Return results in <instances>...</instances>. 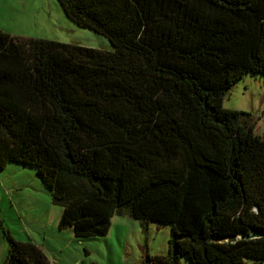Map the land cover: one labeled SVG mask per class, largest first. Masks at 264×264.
Returning a JSON list of instances; mask_svg holds the SVG:
<instances>
[{
    "label": "trees",
    "instance_id": "16d2710c",
    "mask_svg": "<svg viewBox=\"0 0 264 264\" xmlns=\"http://www.w3.org/2000/svg\"><path fill=\"white\" fill-rule=\"evenodd\" d=\"M58 2L112 49L0 30V170L36 167L77 238L114 215L169 225L146 263L264 264V136L223 106L244 75L264 80V0ZM3 232V264H48Z\"/></svg>",
    "mask_w": 264,
    "mask_h": 264
},
{
    "label": "rangeland",
    "instance_id": "374dc122",
    "mask_svg": "<svg viewBox=\"0 0 264 264\" xmlns=\"http://www.w3.org/2000/svg\"><path fill=\"white\" fill-rule=\"evenodd\" d=\"M0 30L17 37L44 38L111 50L109 40L90 28L75 24L58 0H0ZM223 106L248 114L254 132L264 136V80L251 73L226 91ZM36 167L9 162L0 170V264L9 247L3 227L20 241H32L57 264H149L152 254H165L170 226L141 222L129 215H114L108 233L77 238L72 230L59 229L62 208L53 204L49 189ZM182 264H191L183 259Z\"/></svg>",
    "mask_w": 264,
    "mask_h": 264
},
{
    "label": "water",
    "instance_id": "95a60500",
    "mask_svg": "<svg viewBox=\"0 0 264 264\" xmlns=\"http://www.w3.org/2000/svg\"><path fill=\"white\" fill-rule=\"evenodd\" d=\"M260 234H261V231L256 230V231H253V232L249 235V237H256V236H259Z\"/></svg>",
    "mask_w": 264,
    "mask_h": 264
},
{
    "label": "crops",
    "instance_id": "0c3cea01",
    "mask_svg": "<svg viewBox=\"0 0 264 264\" xmlns=\"http://www.w3.org/2000/svg\"><path fill=\"white\" fill-rule=\"evenodd\" d=\"M68 229V228H67ZM47 257V256H46ZM47 259H48V264H57V261L55 260V258H53V260H51V259H49L48 257H47Z\"/></svg>",
    "mask_w": 264,
    "mask_h": 264
}]
</instances>
